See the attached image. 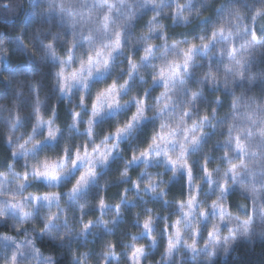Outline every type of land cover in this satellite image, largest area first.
I'll return each mask as SVG.
<instances>
[{
	"label": "clouds",
	"instance_id": "obj_1",
	"mask_svg": "<svg viewBox=\"0 0 264 264\" xmlns=\"http://www.w3.org/2000/svg\"><path fill=\"white\" fill-rule=\"evenodd\" d=\"M0 264H264V0H0Z\"/></svg>",
	"mask_w": 264,
	"mask_h": 264
}]
</instances>
